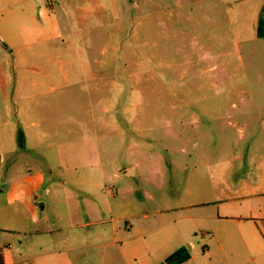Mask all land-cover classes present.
Segmentation results:
<instances>
[{
    "label": "rangeland",
    "instance_id": "1",
    "mask_svg": "<svg viewBox=\"0 0 264 264\" xmlns=\"http://www.w3.org/2000/svg\"><path fill=\"white\" fill-rule=\"evenodd\" d=\"M262 18L264 0H0V254L197 264L217 215H263ZM29 172L35 215L7 203Z\"/></svg>",
    "mask_w": 264,
    "mask_h": 264
},
{
    "label": "crops",
    "instance_id": "2",
    "mask_svg": "<svg viewBox=\"0 0 264 264\" xmlns=\"http://www.w3.org/2000/svg\"><path fill=\"white\" fill-rule=\"evenodd\" d=\"M43 184L42 173L29 172L11 186L8 193V205L16 204L22 211L35 215L37 193ZM258 215L257 218L217 215L213 228H202L200 231L202 235L211 237L213 249L205 247L197 264H264V214L258 213ZM229 222L234 226L226 225ZM41 233L46 234L44 236H48L51 241L55 240L53 230H43ZM10 249L8 246L5 253L1 254L3 264H73L70 258L41 259L40 255L48 249L41 246L38 248V254L31 253V247H26L25 250H15L13 256ZM48 252L61 253L53 250ZM192 260L194 257L190 256L187 262Z\"/></svg>",
    "mask_w": 264,
    "mask_h": 264
},
{
    "label": "trees",
    "instance_id": "3",
    "mask_svg": "<svg viewBox=\"0 0 264 264\" xmlns=\"http://www.w3.org/2000/svg\"><path fill=\"white\" fill-rule=\"evenodd\" d=\"M257 36L259 38H264V19H260L258 29H257ZM18 145L21 148L23 146V138L22 135H19L18 138ZM190 259V255L188 251L182 247L178 249L176 252L171 254L166 260V264H183ZM164 263V264H165ZM0 264H3L2 255L0 254Z\"/></svg>",
    "mask_w": 264,
    "mask_h": 264
},
{
    "label": "water",
    "instance_id": "4",
    "mask_svg": "<svg viewBox=\"0 0 264 264\" xmlns=\"http://www.w3.org/2000/svg\"><path fill=\"white\" fill-rule=\"evenodd\" d=\"M126 175L129 176L130 175V171L128 173H126Z\"/></svg>",
    "mask_w": 264,
    "mask_h": 264
}]
</instances>
